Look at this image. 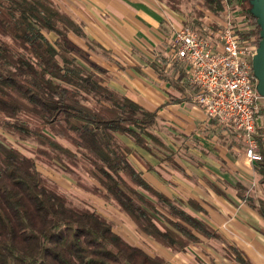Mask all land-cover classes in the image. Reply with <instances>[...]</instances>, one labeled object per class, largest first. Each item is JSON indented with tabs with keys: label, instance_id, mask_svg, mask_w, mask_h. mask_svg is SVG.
Here are the masks:
<instances>
[{
	"label": "trees",
	"instance_id": "1",
	"mask_svg": "<svg viewBox=\"0 0 264 264\" xmlns=\"http://www.w3.org/2000/svg\"><path fill=\"white\" fill-rule=\"evenodd\" d=\"M159 1L172 10L180 2ZM205 1L214 11L238 8L252 26L244 37L258 46L260 28L247 1ZM71 34L86 36L55 0H0V264H167L162 255L128 243L88 204L68 197L37 163L75 179L80 189L112 205L170 253L221 240L202 217L145 180L122 138L144 150L150 143L167 150L154 132L157 112L119 94L99 70L80 63ZM25 140L33 145L26 148L29 154L20 149ZM257 140L262 160L256 167L264 182L262 138ZM137 159L152 170L149 162ZM235 187L239 199L264 221V200L256 206L244 186ZM186 203L203 211L193 199ZM259 232L264 235L263 228ZM226 256L253 264L235 245Z\"/></svg>",
	"mask_w": 264,
	"mask_h": 264
},
{
	"label": "crops",
	"instance_id": "2",
	"mask_svg": "<svg viewBox=\"0 0 264 264\" xmlns=\"http://www.w3.org/2000/svg\"><path fill=\"white\" fill-rule=\"evenodd\" d=\"M63 4L64 10L73 16L85 32L86 36L80 38L86 43L85 47L80 49L84 51V56H89L87 43H91L90 47L99 51L97 56L101 65L104 67L107 63L106 70L110 78L106 77V71L98 68L105 77L106 84L119 94L132 98L144 108L156 111L157 124L165 131L171 132L169 135L174 142L171 146L175 150L181 147L188 152L186 156L192 158L190 167H197L196 176L192 177L186 171L182 174L183 177L178 178L182 186L183 183L189 185L190 177L193 178L191 187L192 194L197 199L195 201L203 205H213L215 204L213 201H217L224 206L225 192L239 200L235 185L240 182L231 184L225 180L226 173H230L228 165L234 164L232 157L236 155L235 147L228 150L219 145L218 141L215 142L216 137L212 138V134L208 135L207 130L213 127L212 122L215 121L211 122L199 108L192 106L190 98L185 99L179 85L182 82L179 74L175 72L171 75L169 82L158 73L152 62L154 51L163 50L161 53L164 52V56L168 54V44L176 29L174 26L176 18H171V23L168 21L173 28V32H169L170 26L166 25V17L173 11L166 6L169 12L159 0H63ZM160 4L164 6H159ZM177 23L181 25V22ZM116 62L121 63V66ZM261 103L257 124L264 151V100ZM214 129L217 130L216 127ZM220 129L219 136L226 141L230 135ZM122 140L132 151L130 158L138 161L140 154L135 152H138L137 148L141 151L143 149L129 140L124 138ZM164 143L170 145L169 141ZM138 163L141 165L139 161ZM244 163L253 168L245 159ZM233 170L234 168L232 172ZM141 172L145 178L142 170ZM218 178L221 182L217 180ZM229 186L235 189L234 193ZM188 199L192 198H187L186 202ZM201 207L202 213H205V208L202 205ZM240 249L254 264H259L246 250Z\"/></svg>",
	"mask_w": 264,
	"mask_h": 264
},
{
	"label": "rangeland",
	"instance_id": "3",
	"mask_svg": "<svg viewBox=\"0 0 264 264\" xmlns=\"http://www.w3.org/2000/svg\"><path fill=\"white\" fill-rule=\"evenodd\" d=\"M55 2L63 10L65 9L63 0H55ZM163 4H160L159 6H164L165 4ZM178 6L179 7L177 10L170 9L173 12L169 13L166 17V25H169L172 22L171 18L174 17L176 18L177 22L181 23H199L201 18H204L206 14H213L217 16L220 13L233 12L232 10L236 9V7H224L223 9L214 11L208 9L205 0H180ZM167 10L169 11L168 8ZM168 21L170 22L169 24ZM176 21L174 20V26L176 29H178L180 25ZM249 26V29L251 30L252 26L250 23ZM168 31L173 32L172 26H170V30ZM168 31L167 33H169ZM47 37L51 41H54V39L56 38L54 33L47 34ZM70 40L76 47L73 53L80 63L84 64L89 69L96 68L94 70L98 71L99 68L100 70H104L107 73V63H105L104 67L101 65V62L98 61L97 56L99 51L96 48L90 47L92 46L91 43H87L89 56L85 57L83 53L84 51H82V53H79L77 52V49L85 47L84 44L86 43L81 40L80 37L72 34L70 35ZM162 51H154V54L152 55V62L155 68H157L158 73L161 74V76H164V78H166V80H168L169 82L171 80V75L175 74L174 72L177 71L179 76L181 75L182 82H180L179 85L182 87L184 97L185 99L190 98L188 89L186 90L187 83L183 76L182 64L177 62L175 59H171L170 62H172L173 65V72L165 69L167 57L163 55L164 52L161 53ZM116 63L117 65L121 66V63ZM104 76H106V74ZM106 77L110 78V75H108L107 73ZM190 100L192 106L198 108L197 105L193 103L191 98ZM263 100L264 97H261L260 106ZM212 120L213 119H211V122ZM215 122H212L213 127L208 128V135L212 134V138L216 137L215 142L218 141L220 143L219 145L227 148L228 150L232 149V147H235L234 151L236 152L234 158L232 157V161H234V164L228 165V171H230V173H226L225 180H228V182H230L231 184L240 182V184L245 188V195L254 199L255 205L258 206L259 201L264 200V182H262V176L257 172L256 165H253V168H249L250 166H247L244 163V151L242 145L240 142L234 140L232 134H229L231 137L229 136L226 141L221 139V137L219 136L221 129ZM215 127L217 128L216 131L214 129ZM154 132L160 138H163V142L169 141L170 145L164 143L168 149L165 150L150 143L149 150L143 149L141 151L137 148L138 152H135L136 154H140L139 157L152 165L153 171L150 170L146 172L145 168H143V166L140 165L135 158V160L131 159L132 162H134V164L143 171L147 182L152 187H154L155 190L164 193L173 200L181 202V207L196 216L202 217L216 231H218L221 236H223L221 240L211 239L205 240L202 243L193 244L189 246V249L183 254L170 253L169 251L153 242L148 237L144 236L141 232H139L134 224L112 205L107 204L98 197H95L94 195H91L80 189L76 185V180L72 177H69L68 175H65L63 173L53 171L47 166L40 163H37V168L49 179L56 182L72 200H74L75 202L88 204L92 209L101 213L111 222H113L115 226V232L119 234L123 239H125L128 243L139 246L150 254L162 255L166 258L167 264H239L238 262L229 260L226 256V252L230 250L231 245H235L246 250V252L253 259H255L257 263L264 264V235L259 232L261 228L264 229L263 219L251 207L248 206V201H244L241 199L236 200L226 192V195L224 197V206L217 203V201H213V203L215 202V204L213 205H203L199 202L205 208L206 212L202 213V211L200 213H197V211L192 209L186 203L187 198H192L193 200L196 199V196L192 194L191 179H193L192 177L196 176L197 167L193 166L195 170H192L194 168L190 167L192 158L189 155L186 156L188 154L187 151L182 150L181 147L175 150V148L171 146L174 144L172 137L169 135V133L171 132L165 131L157 123L154 126ZM6 137L8 141H10L11 143H15V138L7 135ZM19 144H21V151L26 154H29L26 148L33 147L31 141L29 140L22 141ZM232 168H234V172H232ZM155 171H157L158 173L156 174ZM186 171L192 177H190L191 179L189 180V185L182 182V186L180 184L181 181L178 177L182 176V174L186 173ZM85 180L89 183L92 182V180L88 177H85ZM217 180L221 182L220 178H218ZM221 184L224 185V183ZM226 188H228L227 185ZM229 188L231 190L233 189L230 186ZM232 192L234 193L235 189H233Z\"/></svg>",
	"mask_w": 264,
	"mask_h": 264
},
{
	"label": "built area",
	"instance_id": "4",
	"mask_svg": "<svg viewBox=\"0 0 264 264\" xmlns=\"http://www.w3.org/2000/svg\"><path fill=\"white\" fill-rule=\"evenodd\" d=\"M232 11L181 23L168 44L165 69L173 72L171 59L182 64L193 103L241 143L244 159L253 166L262 160L257 140L261 96L251 64L257 47L244 37L249 22L238 8Z\"/></svg>",
	"mask_w": 264,
	"mask_h": 264
},
{
	"label": "water",
	"instance_id": "5",
	"mask_svg": "<svg viewBox=\"0 0 264 264\" xmlns=\"http://www.w3.org/2000/svg\"><path fill=\"white\" fill-rule=\"evenodd\" d=\"M250 5V12L260 28V41L252 57V73L256 80V91L264 97V0H243Z\"/></svg>",
	"mask_w": 264,
	"mask_h": 264
}]
</instances>
